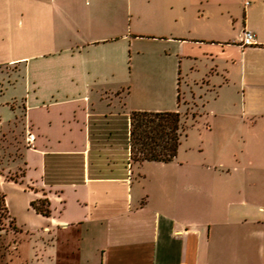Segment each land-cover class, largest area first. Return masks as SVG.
<instances>
[{
    "label": "crops",
    "instance_id": "obj_1",
    "mask_svg": "<svg viewBox=\"0 0 264 264\" xmlns=\"http://www.w3.org/2000/svg\"><path fill=\"white\" fill-rule=\"evenodd\" d=\"M135 111L191 113L173 161ZM0 142L14 264H264V0H0Z\"/></svg>",
    "mask_w": 264,
    "mask_h": 264
},
{
    "label": "trees",
    "instance_id": "obj_2",
    "mask_svg": "<svg viewBox=\"0 0 264 264\" xmlns=\"http://www.w3.org/2000/svg\"><path fill=\"white\" fill-rule=\"evenodd\" d=\"M184 132L179 112H131L130 162L142 164L151 161L164 163L173 161L178 155ZM0 200L8 212L5 196L0 194ZM31 206L39 214L50 215L47 200L34 201ZM12 222L17 230L14 220Z\"/></svg>",
    "mask_w": 264,
    "mask_h": 264
},
{
    "label": "rangeland",
    "instance_id": "obj_3",
    "mask_svg": "<svg viewBox=\"0 0 264 264\" xmlns=\"http://www.w3.org/2000/svg\"><path fill=\"white\" fill-rule=\"evenodd\" d=\"M193 78L199 80L202 78V74H193ZM197 92L200 93L199 91ZM199 96L200 94L198 97ZM197 101L201 103L202 99H198ZM180 115L183 128L186 130L187 121L191 118V113L183 112ZM0 145H2L1 142ZM3 155H0V158H3ZM4 157H6V154ZM6 158V160H12V157L11 159L8 157ZM6 176L7 178L16 179L18 174L16 176L13 171H10L6 172ZM1 189L2 192L7 196V203L11 206V214L16 218L18 226L23 228V232L15 229L12 220L8 217V212L5 210L6 208H4L5 204L2 202V200H0V264H14V261L19 263L20 260H24L28 257L27 253L24 251L27 246L24 242L26 236H28V231H31L32 228L36 226L33 222L36 221L37 216L33 210H30L29 207H24L23 199H25V196L20 191L8 184L1 187ZM19 247L22 252L21 254Z\"/></svg>",
    "mask_w": 264,
    "mask_h": 264
},
{
    "label": "built area",
    "instance_id": "obj_4",
    "mask_svg": "<svg viewBox=\"0 0 264 264\" xmlns=\"http://www.w3.org/2000/svg\"><path fill=\"white\" fill-rule=\"evenodd\" d=\"M256 39H255V34L249 30L244 31L243 33V45L244 46H250L255 44ZM30 140H34V136L30 135Z\"/></svg>",
    "mask_w": 264,
    "mask_h": 264
}]
</instances>
